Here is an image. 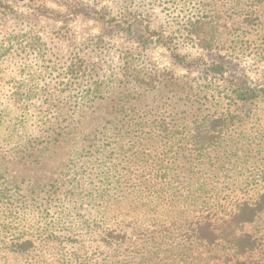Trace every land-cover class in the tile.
Instances as JSON below:
<instances>
[{
	"label": "rangeland",
	"instance_id": "obj_1",
	"mask_svg": "<svg viewBox=\"0 0 264 264\" xmlns=\"http://www.w3.org/2000/svg\"><path fill=\"white\" fill-rule=\"evenodd\" d=\"M263 189L264 0H0V264H233L188 225Z\"/></svg>",
	"mask_w": 264,
	"mask_h": 264
},
{
	"label": "trees",
	"instance_id": "obj_2",
	"mask_svg": "<svg viewBox=\"0 0 264 264\" xmlns=\"http://www.w3.org/2000/svg\"><path fill=\"white\" fill-rule=\"evenodd\" d=\"M201 20L191 22L194 33L199 32L202 27ZM190 28V27H189ZM212 70L216 73H223L221 64L213 65ZM236 95L241 99H248L252 94L246 90H236ZM251 95V96H250ZM208 126L211 123H206ZM205 133V134H204ZM210 131L204 129L198 130L199 139L208 141ZM224 214L221 216H199L189 224L188 229L191 236L188 239L202 242L207 245H216L222 252L227 253L232 258H236L233 264H264V234L257 236L254 233H248L243 230L247 224H253L258 220H264V189L259 192L255 199H244L235 202L229 209H223ZM10 213L7 217L0 218V227L4 228V234L16 235L15 237L3 238L2 243L7 246L6 249L12 253L24 254L30 250L37 249V245L49 239L42 238L35 240L33 238H24L23 235H18L16 232L19 227H24L22 217ZM17 226V227H16ZM50 235L53 233L51 228L46 230ZM45 232V233H46ZM101 242L106 246H115L122 240V236L112 231H103L101 234ZM191 240V241H192ZM38 242V243H36ZM36 243V245H34ZM43 244V243H42ZM34 247V248H33Z\"/></svg>",
	"mask_w": 264,
	"mask_h": 264
}]
</instances>
